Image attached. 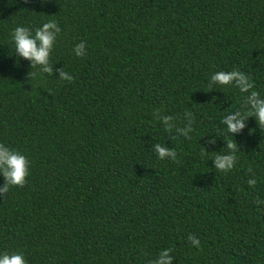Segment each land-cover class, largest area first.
I'll use <instances>...</instances> for the list:
<instances>
[{"label":"trees","instance_id":"1","mask_svg":"<svg viewBox=\"0 0 264 264\" xmlns=\"http://www.w3.org/2000/svg\"><path fill=\"white\" fill-rule=\"evenodd\" d=\"M53 20L51 64L72 83L16 55V27ZM233 70L264 98V0H0V143L30 161L27 185L0 196V254L152 264L171 249L173 264H264V130L252 117L228 133L221 121L249 110L247 94L209 89ZM158 110L177 128L191 112V139L171 138ZM229 141L237 161L223 173L212 159Z\"/></svg>","mask_w":264,"mask_h":264},{"label":"clouds","instance_id":"2","mask_svg":"<svg viewBox=\"0 0 264 264\" xmlns=\"http://www.w3.org/2000/svg\"><path fill=\"white\" fill-rule=\"evenodd\" d=\"M23 2L28 4L31 3L32 0H23ZM42 2L46 3L47 0H42ZM60 32L61 28L53 20L37 28L34 34L29 28L18 26L12 32V39L15 44L16 55L29 61L31 69L39 68L41 73L49 75L58 72L60 80L72 83L74 80L72 75L66 72L64 68H57L54 72V68L51 64V54ZM74 53L77 57H84L87 54L86 44L84 42L78 43L74 48ZM30 75H33V73L30 72L29 76ZM217 85L223 87L233 86L237 88L239 92L247 94L245 97V107L249 110L230 113L221 121L223 125H226L228 133L234 136L242 133L247 127V121L252 117L256 119L260 130H264V98L261 97L259 92L254 90L255 85L246 74L239 70L216 72L210 78L209 89H214ZM154 115L157 120L162 122L164 130L170 134L171 138H176L172 135L175 129L177 134L191 139L190 133L194 131L192 127L194 117L191 112L185 113L187 124L184 128H177L173 122L174 117L170 115L162 116L159 110L156 111ZM207 143L215 146L216 139H209ZM226 148L228 154H216L214 159H212L215 169L223 173H228L234 169L237 161L235 153L239 150L237 142L233 143L231 141L226 143ZM153 151L161 160L170 159L173 162L177 160V152L175 149H169L168 147L156 143L153 147ZM208 153V150L204 148L203 154ZM249 172L253 173V170L249 168ZM0 175L4 178L3 185H0V196L5 198L10 188H23L27 185L28 177L30 176L29 159L19 151L12 150L3 143H0ZM256 183L257 181L255 178L248 180V185L250 187L254 188ZM256 203L259 205L264 202L257 199ZM188 240L193 246H200L199 239L194 235H189ZM171 251V249L161 251L158 258L152 261V264H173L174 257L170 254ZM0 264H27V261L21 253L5 252L0 254Z\"/></svg>","mask_w":264,"mask_h":264}]
</instances>
